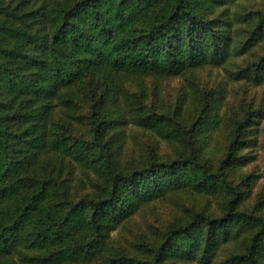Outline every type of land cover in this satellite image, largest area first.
Masks as SVG:
<instances>
[{
    "label": "trees",
    "instance_id": "16d2710c",
    "mask_svg": "<svg viewBox=\"0 0 264 264\" xmlns=\"http://www.w3.org/2000/svg\"><path fill=\"white\" fill-rule=\"evenodd\" d=\"M229 1L0 0V264H100L112 230L143 205L183 188L232 196L227 213L213 218L193 210L149 245L146 257L117 250L108 264L206 256L233 228L251 226L236 209L242 198L229 172L240 162L258 109L234 123L227 153L216 165L197 139L214 124L212 115L205 117L208 103L203 117L180 131L186 145L177 159L154 155L130 170L117 161L127 123L123 109L134 104L123 82L138 75L176 76L221 59L230 37L212 14ZM258 30L264 31V13L251 34ZM249 70H264V56ZM136 105L130 111L138 126L166 138L179 133L163 115ZM78 110L85 117L75 115ZM83 119L84 129L76 130L72 120ZM68 158L88 173L92 193L78 196L79 190L69 189ZM257 225L245 252L230 264H262L264 227Z\"/></svg>",
    "mask_w": 264,
    "mask_h": 264
},
{
    "label": "rangeland",
    "instance_id": "374dc122",
    "mask_svg": "<svg viewBox=\"0 0 264 264\" xmlns=\"http://www.w3.org/2000/svg\"><path fill=\"white\" fill-rule=\"evenodd\" d=\"M263 13L264 0L227 2L212 14L223 22L224 34L230 37L221 59L216 62L207 60L176 76L138 75L122 84L130 103H134L131 108H137L136 104L140 102L144 112L163 115L166 122L179 130L171 138L162 137L138 126L137 116L130 111L131 108L128 110L124 106L127 123L121 128L117 161L126 170L141 168L154 155L163 161L177 159L185 152L186 145V132L180 131L187 130L203 117L202 109L206 103L209 108L205 117L212 115L214 124L199 132L197 139L204 141V152L216 165L227 153L234 123L241 121L248 110L260 111L251 119L252 134L248 144L238 154L240 162L229 172V180L242 198L238 200L236 209L245 215L244 222L250 219L251 226L247 224L245 230L233 228L230 238L212 254H196L187 260L174 259L171 264H230L237 254L245 252L251 235L259 229L257 224L264 227V70L253 73L249 70L264 56V31L251 34ZM247 73L250 75L247 76ZM85 114L84 110L75 113L83 117ZM82 121L83 124H79L72 120L73 127L83 130L86 120ZM83 136L88 138L86 131ZM64 166L65 173H72L68 186L70 190H79L78 196L93 192L88 173L85 174L69 158ZM231 198L224 194H202L189 188L165 193L143 205L129 220L110 232V240L106 249L101 250L98 261L108 264V257L117 255V250L130 251L135 253L133 257L142 259L147 255L148 246L161 242L164 233L176 220L188 219L193 210L213 218L222 217L228 211ZM254 223L257 226L252 228ZM136 249H139L138 252ZM260 255L264 264V248ZM84 263L81 260L77 264Z\"/></svg>",
    "mask_w": 264,
    "mask_h": 264
}]
</instances>
